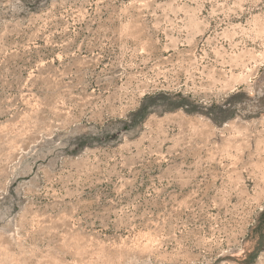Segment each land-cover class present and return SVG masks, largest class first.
<instances>
[{
  "label": "rangeland",
  "instance_id": "rangeland-1",
  "mask_svg": "<svg viewBox=\"0 0 264 264\" xmlns=\"http://www.w3.org/2000/svg\"><path fill=\"white\" fill-rule=\"evenodd\" d=\"M0 264H264V0H0Z\"/></svg>",
  "mask_w": 264,
  "mask_h": 264
}]
</instances>
